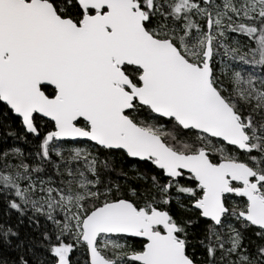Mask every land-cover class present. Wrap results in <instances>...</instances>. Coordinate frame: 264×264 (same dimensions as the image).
<instances>
[{
  "label": "snow or ice",
  "instance_id": "obj_1",
  "mask_svg": "<svg viewBox=\"0 0 264 264\" xmlns=\"http://www.w3.org/2000/svg\"><path fill=\"white\" fill-rule=\"evenodd\" d=\"M0 264H264V0H0Z\"/></svg>",
  "mask_w": 264,
  "mask_h": 264
},
{
  "label": "trees",
  "instance_id": "obj_2",
  "mask_svg": "<svg viewBox=\"0 0 264 264\" xmlns=\"http://www.w3.org/2000/svg\"><path fill=\"white\" fill-rule=\"evenodd\" d=\"M18 146L22 147L25 150H28L31 147V145L25 144L23 142H19ZM117 165H118V169H119V167H122L124 169V171L128 173L129 182H131L135 179V175H134V171H133V165L131 163H129L128 161L121 162L118 160ZM113 178H115V173H113ZM119 179L121 180V182H123L124 177L121 176ZM30 232H31V230L28 229L26 226H21L22 237L25 234L30 233ZM198 254H199V252H198Z\"/></svg>",
  "mask_w": 264,
  "mask_h": 264
}]
</instances>
